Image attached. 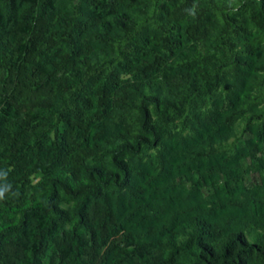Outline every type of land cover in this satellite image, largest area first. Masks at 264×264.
Segmentation results:
<instances>
[{
  "label": "trees",
  "instance_id": "trees-1",
  "mask_svg": "<svg viewBox=\"0 0 264 264\" xmlns=\"http://www.w3.org/2000/svg\"><path fill=\"white\" fill-rule=\"evenodd\" d=\"M226 1L233 7L0 0V186L10 185L0 199V264H264L256 230H264V188L234 193L243 154L231 147L221 157L234 189L227 183L207 206H182L194 193L167 204L168 184L158 182L203 160L217 171L211 157L242 111L232 93L215 120L161 159L162 174L140 172L147 193L134 181L144 150L171 141L151 109L180 117L224 84L227 69L251 66L230 40L249 33L247 24L264 35V0ZM130 71L144 78L120 79Z\"/></svg>",
  "mask_w": 264,
  "mask_h": 264
},
{
  "label": "rangeland",
  "instance_id": "rangeland-1",
  "mask_svg": "<svg viewBox=\"0 0 264 264\" xmlns=\"http://www.w3.org/2000/svg\"><path fill=\"white\" fill-rule=\"evenodd\" d=\"M219 1L227 4V8L233 7L229 1ZM246 27L249 29V33L237 32L230 41L242 55L250 57L251 66L249 68L230 67L227 69L228 75L223 82L224 84L211 94L205 95L202 99L195 100L191 105L186 106L183 115L180 117L170 115L158 117L150 106L152 119L170 130L171 141H166L165 145H160L156 148H146L140 156L139 169L141 170H136L134 181L144 189L145 193L148 192V175H140V172L143 170V173H145L149 170L150 172L161 173L163 170L160 164L161 159L170 156L173 149L182 147V143L186 142V140L191 141L190 137L195 136V130L201 129L202 123L215 120L220 111V105L228 93H232L235 105L242 111L229 124L231 131L228 139L223 142L224 147L219 150L220 153L211 157L212 163L214 162V164L218 165V167L216 166L217 171L206 169L203 163L204 160L199 168H192L189 171L184 166L177 173L173 169V175L170 178L164 176V181L167 183L158 181L166 186L168 184L166 191L170 193L165 195L164 202L174 205L178 197L184 203L185 200L183 198L187 197L189 199L190 195L194 193L192 201L182 206H190L191 203L207 206L212 201H217V199L226 194L227 183L231 189H234L233 176L232 178L231 175L227 177V168L222 166L227 164V162L221 160V157L227 159V153L231 147L243 154L238 155L236 162V171L241 169L244 171L243 173L241 171V178H238V176L236 178L235 197L240 196V190L238 191V189L241 188L247 190L256 189L258 192L263 191L264 135L259 134V130H264V35L248 24ZM204 46V44H198L197 51L204 54L206 50ZM247 46L251 48V52L246 51V49L248 50ZM119 76L121 80L130 82L144 78L141 72L133 73V71L122 72ZM161 78H163L162 75L158 76L157 80H161ZM144 90L147 91L148 87L144 86ZM37 179L38 177L35 174L28 176L30 184H34ZM30 192V189H26L25 195H30ZM256 230L262 233V240L264 241V230H260L258 227H256ZM183 237L184 234L178 235L179 240H183ZM179 258H185L184 251L179 254Z\"/></svg>",
  "mask_w": 264,
  "mask_h": 264
},
{
  "label": "clouds",
  "instance_id": "clouds-1",
  "mask_svg": "<svg viewBox=\"0 0 264 264\" xmlns=\"http://www.w3.org/2000/svg\"><path fill=\"white\" fill-rule=\"evenodd\" d=\"M7 175L6 172H0V178L5 177ZM10 189V185L4 184L3 186H0V199L4 198V195L6 192H8Z\"/></svg>",
  "mask_w": 264,
  "mask_h": 264
}]
</instances>
